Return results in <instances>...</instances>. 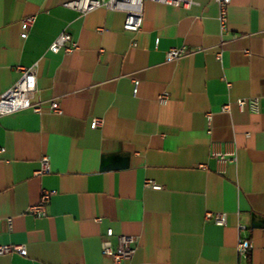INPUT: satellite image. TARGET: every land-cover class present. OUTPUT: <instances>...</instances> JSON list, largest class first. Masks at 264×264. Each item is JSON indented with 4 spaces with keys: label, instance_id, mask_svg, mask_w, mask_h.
Returning <instances> with one entry per match:
<instances>
[{
    "label": "crops",
    "instance_id": "crops-1",
    "mask_svg": "<svg viewBox=\"0 0 264 264\" xmlns=\"http://www.w3.org/2000/svg\"><path fill=\"white\" fill-rule=\"evenodd\" d=\"M65 1L0 0V94L34 66L42 101L41 112L0 116V244L26 248L0 264H113L101 253L107 229L113 244L138 237L122 264H264V0H231L222 32L214 0H144L136 33L121 11L82 14ZM62 31L77 49H48ZM172 47L186 52L165 61ZM248 97L257 111L237 106ZM232 147L235 161L211 157ZM43 155L50 172L37 175ZM42 189L55 194L37 217L28 208ZM207 211L226 213V224ZM239 238L252 243L247 259Z\"/></svg>",
    "mask_w": 264,
    "mask_h": 264
},
{
    "label": "built area",
    "instance_id": "built-area-1",
    "mask_svg": "<svg viewBox=\"0 0 264 264\" xmlns=\"http://www.w3.org/2000/svg\"><path fill=\"white\" fill-rule=\"evenodd\" d=\"M143 1L144 0H68L63 3L64 6L75 9L79 13L85 14L96 8H106L114 11H121L124 13L123 29L130 32H138L143 18ZM160 2L166 5L189 7L194 3V0H151ZM217 4L220 31L227 29V8L231 0H214ZM34 21V16L29 15L21 19L20 35L25 38L28 35V30ZM135 45V41L132 43ZM78 48V43L71 37V35L62 31L50 43L48 49L54 53L60 51L71 52ZM186 50L184 47H172L164 51V60L173 61L181 57ZM220 53L217 57L220 58ZM21 75L6 91L0 94V116L11 114L23 109H32L34 112L42 111V101L35 100L34 95L37 90L35 67H22ZM133 93L137 92L138 81L134 80ZM169 99L166 92L159 94L158 101L164 104ZM239 109L247 107L250 111H257L259 102L257 97L239 98L236 100ZM49 109L56 114H60L61 107L56 99H51ZM229 109V105L222 106V110ZM210 114L207 115V120L210 122ZM102 124V119L94 118L91 121V126L96 128ZM210 132V129H208ZM1 151V149H0ZM211 157L220 163L235 161L236 154L234 147L226 150H212ZM50 172L49 157L43 155L40 159V167L35 174H45ZM145 186L152 189H161V185L153 181L146 180ZM55 194L54 190L42 189L37 203L29 206L28 211L34 216L45 217L47 215V206L51 197ZM206 219H211L217 225L226 224V213L207 211L205 213ZM97 221L100 218H96ZM10 219L8 222L10 223ZM239 229H245L244 225H239ZM113 231L107 229L101 238V253L104 256L110 257L113 264H122L124 261L131 259L135 253L138 243V237L135 235L118 234L116 235V243L113 244L111 238ZM237 255L239 258L247 259L252 249V243L249 239L239 238L237 245ZM16 253L22 256L26 255V248L19 244H0V255Z\"/></svg>",
    "mask_w": 264,
    "mask_h": 264
}]
</instances>
